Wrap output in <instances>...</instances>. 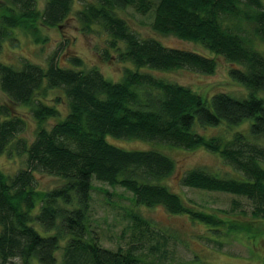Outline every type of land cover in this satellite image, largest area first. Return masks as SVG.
<instances>
[{
	"label": "trees",
	"instance_id": "1",
	"mask_svg": "<svg viewBox=\"0 0 264 264\" xmlns=\"http://www.w3.org/2000/svg\"><path fill=\"white\" fill-rule=\"evenodd\" d=\"M71 5L72 0H46L39 9L35 0H0V50L2 41L16 29L40 43L39 24L58 26ZM132 6L141 14L153 12L150 24L157 33L200 42L236 65L229 76L246 87V95L217 92L206 100L189 87L146 70L186 68L212 74L217 62L197 52L167 47L153 37L140 38L118 15V10ZM76 16L84 27L95 23L108 34L113 54L102 50L106 59L116 56L131 66L112 81L98 68L86 67L76 54L68 56L65 66L57 63L55 53L45 65L26 59L18 67L0 62V90L9 100L0 102V116H5L0 120V154L13 151L25 156L24 166L12 176L0 171V264L12 258H20L22 264L31 258L56 264L60 248L62 258L57 264H167L156 259L160 253L151 259L140 256L133 244L115 250L100 246L88 230L93 180L126 189L137 206L161 205L169 213L187 214L209 226L224 222L186 205L162 183L175 168L171 157L155 146L123 149L109 143L107 135L152 145L203 147L219 154L242 178L190 168L181 178L182 185L245 196L253 204V216L264 218V146L250 141L264 136V55L250 44L241 27L252 25V34L264 40V0H98ZM49 89L61 92L54 100L65 104L63 114L55 104L38 98ZM11 104L30 108L36 122L32 141L15 137L24 131L26 120ZM49 118L56 121L47 128ZM247 120L249 133L236 132L225 142L194 128L196 122L217 126ZM36 172L58 177L61 183L37 189ZM127 216L137 232L136 241L156 239L149 248L159 252L164 240L158 239L162 235L155 232L153 222L130 209Z\"/></svg>",
	"mask_w": 264,
	"mask_h": 264
},
{
	"label": "rangeland",
	"instance_id": "2",
	"mask_svg": "<svg viewBox=\"0 0 264 264\" xmlns=\"http://www.w3.org/2000/svg\"><path fill=\"white\" fill-rule=\"evenodd\" d=\"M35 1L36 6L42 9L46 0ZM97 2L98 0H72L70 12L58 26L48 27L39 24L40 37L43 39L40 43H36L29 33L20 29L14 30L2 41L0 62L18 67L21 61L26 59L45 65L49 56L55 53L57 63L65 66L68 64V56L76 54L83 59L86 67H96L107 79L119 80L124 67H130L131 64L120 61L116 56L106 59L101 54L102 50L113 54L107 44L108 34L95 23L88 28L84 27L76 16L77 12L88 4ZM118 15L140 38L153 37L167 47L197 52L215 58L217 62L212 74H203L186 68L169 71L145 68L157 77L185 85L206 100L217 92H226L239 97L246 95V87L229 76V69L236 65L210 51L200 42L186 41L173 35L163 36L157 33L150 24L153 12L141 14L132 6L118 10ZM241 27H244L243 33L251 40L250 44L264 55V40L252 34V25L242 23ZM59 94H61L59 90L49 89L43 98L40 96L38 98L47 104H55L63 114L66 110L65 104L54 100ZM0 102H9L8 97L1 90ZM11 107L16 114L23 116L26 120L24 131L15 137L24 136L28 141H32L35 136L36 122L30 114V108L23 104H11ZM4 118L5 116H0V120ZM55 121L56 119L49 118L44 125L50 128ZM249 122L250 120H247L238 125L222 122L217 126H200L196 122L194 128L206 137L216 135L225 142L236 132L248 134ZM106 140L126 150L149 149L155 146L156 149L171 157L175 168L170 176L162 180V183L172 192L177 193L186 205L215 214L224 222L219 226H209L192 219L187 214L169 213L161 205L137 206L133 203L131 193L126 189L93 180L88 230L97 238L100 246L115 250L118 247L126 248L133 244L137 246V253L140 256L151 259L156 258V254L160 253V257L156 259H161L167 264H264V218L253 216V204L247 197L191 188L181 183L183 174L190 168H204L221 177L242 178L240 177L242 174L219 154L203 147L186 149L165 143L152 145L150 142L116 138L111 135H107ZM250 141L264 146V136ZM24 164V155L18 156L13 151L10 154L8 151L0 154V171L7 176H12ZM34 174L37 189L48 190L61 183L58 177L39 172ZM129 209L151 220L155 232L161 233L162 237L158 239L160 242L164 240V244L159 252L151 251L149 248L156 239L141 237L136 241L133 235L137 232L131 229L132 222L127 216ZM33 226L40 229L36 223ZM55 256L56 262H60L61 248L56 251ZM5 264H22V260L12 258ZM28 264L41 263L36 258H31Z\"/></svg>",
	"mask_w": 264,
	"mask_h": 264
}]
</instances>
